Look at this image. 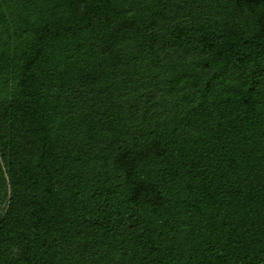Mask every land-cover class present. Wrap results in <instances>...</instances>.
<instances>
[{"label":"trees","instance_id":"trees-1","mask_svg":"<svg viewBox=\"0 0 264 264\" xmlns=\"http://www.w3.org/2000/svg\"><path fill=\"white\" fill-rule=\"evenodd\" d=\"M0 264H264V0H0Z\"/></svg>","mask_w":264,"mask_h":264}]
</instances>
